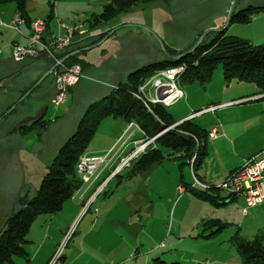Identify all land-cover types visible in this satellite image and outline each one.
<instances>
[{
    "label": "rangeland",
    "instance_id": "374dc122",
    "mask_svg": "<svg viewBox=\"0 0 264 264\" xmlns=\"http://www.w3.org/2000/svg\"><path fill=\"white\" fill-rule=\"evenodd\" d=\"M25 2L28 10L36 15L49 14L50 10L57 5L59 13L56 14L55 21H53L54 26H56V24L58 26L59 22L57 21H60V23L65 24L66 26L73 24V22H84L89 19V17H83V12L85 10H89L90 13L100 12L99 7L90 0H25ZM233 3H235V14L249 6H264V0H156L149 5L133 8L127 14L119 16L117 21L123 22L119 25L137 23L148 27L162 41L165 53L173 57L172 54L182 55L186 53L196 44L207 30L223 27L229 9ZM14 7L15 3L13 1L2 3L0 4V13H2V15L7 14V11L14 9ZM126 31H130L139 36L138 38H134V46L132 49H129L131 46H127L125 50L123 49L126 53H132L134 60H137V64L139 60V65H135L132 70H129V63L126 61H116L115 58L109 56L104 68L108 71H113L117 75L116 78L119 80L115 78L111 79L115 81H112L113 85L111 84L106 91L101 90L100 92L98 89H92V91H90L91 87L83 84L85 81V74L81 67V76L78 82L69 88V93H73L74 89L79 86L81 89V92L73 93V100L75 102L72 104H65L68 98L63 104H56L54 102L57 95L55 83L56 76L66 67H63L58 72L53 70L51 74L35 87V90L37 91L41 88L44 82L47 87L50 85L48 88V94L50 95L49 100L54 102V104L52 103L49 106L48 113L50 114V117H53L54 114L58 112L57 116L59 117L55 122H52L50 128L49 123L45 122L43 119H41V121L35 120L36 117L42 116L44 111L43 104L47 103L43 97H40L39 100H42L44 103H42V101L41 103L39 102L36 108L32 107V104H30L31 102H27V104H30L29 106L32 107V111L30 107H27L25 110L28 111L30 109L31 112L28 115H21L24 107L23 105L26 104L25 100L31 98L33 95L32 92H30L22 102L17 104L10 113H7V111L20 98H22L38 80L35 81L32 87L23 91L19 98L17 97L15 102L13 101L9 109L3 108L5 96H7L6 92L9 89L6 87L0 88V118L2 117L5 120L13 118V124L11 125L13 132L16 131L20 125L25 127L28 131L30 127H32V130L30 131H34L37 135L36 137L33 136V140H36L37 138L40 141L36 148H34L35 146L32 144H28L26 153L22 149H19L18 146L10 152L11 155H8V153H0V232L3 230L5 219L9 216L11 206H14L13 210L16 207L18 209L16 199H18L19 196L16 197V195H20L21 192L26 191L27 189H30L32 192V190L37 187L36 182L39 180L38 174L41 171V166H46V171L47 166L52 162L60 147L68 140V137L73 134V124L76 123L77 126V124L83 119L84 112L88 105L106 100L113 91H116L119 86L125 83L128 74L134 72L140 67L155 62H162L164 59L170 60L162 49H160L158 42L147 31L139 28L125 27L119 29L116 33L117 35H121ZM4 33L7 36H12L15 32L6 29ZM226 35L247 41L253 47H264V11L256 14L247 23L230 24L226 30ZM207 36L203 39L205 42L209 40ZM98 42L90 46H93ZM147 42L150 44L149 47L146 44ZM50 59L54 60L55 63L60 61L56 60V57ZM40 63H44V65L46 64L47 69L44 72L46 73L50 68L48 61L38 60V62L31 64L36 65ZM60 66L61 64H59L57 68ZM159 72L142 86L145 87V90L143 91L144 95L142 96L143 99L144 97L147 100L154 99L155 93L152 90L151 85ZM82 86H84L83 89L81 88ZM175 86L183 91V97L167 108L169 115L175 122L177 120L176 118L184 116L187 112H197L210 103H223L226 98L231 97L236 90H238L235 88L237 86L236 81L225 83L221 64H217L212 78L208 82L185 83L178 79L175 81ZM191 107H197L199 109L189 111ZM203 113L205 115L201 113L193 116L190 120L200 128L206 130L211 128L210 123L215 121L216 117L220 116L221 120L225 118L223 117L225 114H218V116H216L214 111ZM197 116L201 117L197 118ZM16 117H19V120L16 119ZM21 120L22 122L18 124V121ZM118 123L121 122L111 118L102 121L99 124L94 137L87 145L84 154L79 157L78 162L82 156L89 159L103 156V153L102 155H96L93 152L103 146L111 137L114 131L118 128ZM174 124L158 134L162 135L167 131L177 130V127H174ZM130 131H136L135 127H132V130L130 129ZM1 138L2 137L0 136V140ZM156 138L157 137L154 136L150 139V143H153L152 146L155 145L154 141ZM148 141L149 139L143 138V140H141V142L139 141L135 148L127 155L120 158L117 157L116 165L112 169V173L115 171V175H121V178L115 179L111 186V188L114 189L119 185L118 182H121V187L118 188V191L114 193V198H112V200H114L113 206L115 209H120L121 206L117 204L120 203L118 199L123 198L127 194H133L136 198L139 197V199L143 200V202L151 209V215L149 217L145 216V212L143 213V211L137 214L140 219V224L138 225L135 220L136 216L131 220V212L126 213L127 209H125V207L123 208L120 217L122 225L119 227V231L114 233V235L117 236L116 240L120 239L123 243L121 256L125 259L124 264H159V262L164 264H239L240 259L237 255L233 238L238 237L244 240H253L259 230H264V215L263 217H258V220H253L251 217L246 219L243 218V208L247 211L250 208L245 203V200H243L244 197L242 196L243 198H240L241 195L232 196L234 199L230 200L225 205L217 207L210 202L197 198L189 191L181 193L178 186H185L184 183H182L183 180L181 176H183L184 179L186 178L189 180L190 170L187 167L179 166V164L173 165V162L169 161V159H165L163 162L153 166L145 173H134L132 167L137 159L148 149L147 147L150 145ZM35 143L36 142H34V144ZM144 143H148L145 150L141 151L139 148V153H135L136 149ZM209 145L210 142L207 143V147H209ZM117 150V147L111 148V154L109 155L108 160H112L117 156ZM263 153L264 152L258 155H262ZM129 156H131V158L127 161V164L120 168L121 159ZM23 157H25L23 162L18 163ZM9 158H11L12 163L7 167L4 165V162ZM209 159L212 165L218 167L221 165L222 161L226 162L227 150L224 151L223 155L217 153L216 157L213 155L210 156ZM246 161L247 160H245L243 164ZM191 163L192 162L190 161L189 165H191ZM101 168H98L96 172L97 176L100 170L106 169V166H101ZM117 169H119L118 172L116 171ZM76 175L80 181H83L82 177L78 175L77 172ZM192 175L201 183L208 185L209 189L206 191L207 193H217V195L224 196L222 189L213 188L216 184H208L201 181L193 172ZM229 175L227 177H229ZM226 178L223 181H225ZM106 198L109 200L110 196ZM236 198L237 200H235ZM262 203L259 205H262ZM259 205L257 206L261 209V206ZM93 208H96L95 205ZM81 217H79L73 224L66 236L65 242L59 245L63 246V248L61 247L60 257L65 248L67 239L75 233ZM40 221L41 220H35L31 230L29 229L31 231L28 233L27 237V249L29 251L34 250L36 248L35 246H38L44 240V237H42V233L38 228ZM58 221H61L60 218H55L50 227H55ZM131 221L134 222L129 223ZM214 222H219L218 226H211ZM81 227L82 226L80 225L77 230H80ZM219 227L220 230L218 231ZM240 227H242L241 232L238 231ZM212 233L213 236L209 238L208 236ZM57 249L52 256V259L57 253ZM128 254H130V256L127 260L126 258L128 257Z\"/></svg>",
    "mask_w": 264,
    "mask_h": 264
},
{
    "label": "crops",
    "instance_id": "0c3cea01",
    "mask_svg": "<svg viewBox=\"0 0 264 264\" xmlns=\"http://www.w3.org/2000/svg\"><path fill=\"white\" fill-rule=\"evenodd\" d=\"M90 1L99 7L100 12L90 13L89 10H85L83 12V17H89V19L92 15L101 13L103 6L107 3V0ZM58 11L59 10L56 5L55 8L50 10L49 14L36 15L32 14V12L28 10L26 2L24 5V15L28 21L37 19L47 21V27L44 34V39L46 41H49L51 36H64L66 33L65 29L59 28L57 24L56 26L53 25L56 14L59 13ZM15 12L16 8L14 7V9L8 10L7 14L2 15V13H0V18L2 21L8 22ZM89 19L82 23L73 22V24L67 26L78 27V31L75 35L77 40H75V43H73L71 47L67 48L65 51L72 53L79 49L87 48L96 37L105 35L114 27L119 26L120 23H123L116 21L111 25L92 29L88 24ZM5 30L6 29L3 28L0 31V88L6 87L9 89L6 92L7 96H5V101L3 103V108L7 109L10 105H12L13 101L15 102L17 97L19 98L23 91L32 87L35 81H37L45 72L47 66L46 64L44 65V63L36 65L31 64L28 60L21 63L14 62L11 58V47L13 44L25 45L27 43V37L29 35V27L27 23L22 24L19 28L20 34L13 33L14 36L5 35ZM116 32L105 39L101 45L88 51L81 52L78 57L83 61L82 69L85 74V81L83 84L91 87L90 91H92V89H98L100 92L101 90L106 91L111 84L113 85L112 81H115L111 79H117V75L113 71H108L104 68L109 56L115 58L116 61H126L129 63V70H132L135 65H139V60L137 64V60H134L132 53H126V51H124L127 46H131L129 49H132L134 46V38H138L139 36L130 31L123 32L121 35H117ZM104 37L105 36H103V38ZM146 44L148 47L150 46L148 42ZM59 53H63V51ZM49 87L50 85L47 87L44 82L40 89L37 91L35 90L31 98H29V100H25L26 104L23 105L24 107L21 115H28L32 111V107L36 108L39 102L41 103L42 100L40 101L39 98L43 97L47 103L42 101V103H44L42 119L49 123L50 128L52 126V122H55V120L59 119V117L57 116L58 112H56L53 117H50V114L48 113L49 106L52 103L54 104V102L49 100ZM81 88L83 89L84 86ZM235 88L238 90H236L231 97L226 98L223 103H210L206 105L205 108L197 112H187L184 116L176 118V122L187 121L193 116L201 113L204 114L203 110L207 107L222 105L214 111V114H216V116H218V114H225L223 116L225 118L221 120L220 116H218L215 121L210 123V127H216L219 134L214 140L207 139L204 156L195 171V175L201 181L208 184H217L223 181L229 174L239 169L245 160L264 152V96L260 95L257 88L251 84L237 83ZM78 92H81L80 86L75 88L73 91L74 94ZM73 93H69L68 100L65 104L68 103L67 105H69L70 103L72 104L75 102L73 100ZM27 102H31L30 104H32V107H30V104L28 105ZM27 107H30L31 111L30 109L26 111L25 109ZM194 109L199 108L191 107L189 111ZM201 116H197V118H200ZM1 118L0 136L2 138L0 140V153H8V155H11L10 152H12L17 146L26 153L28 144L34 145V148L39 145L40 141L37 138L36 140H33V136H37L34 131L22 134L19 128H17L16 131L13 132L11 126L13 124V118L8 119L11 122ZM16 119L19 120V117H16ZM18 122V124H20L22 120ZM120 122L121 123H118V128L104 143V145L93 152L96 155H102V153H107L111 148L117 147V156L111 160L106 169L100 170L98 176L88 182L81 181L80 188L73 193L70 199L63 203L59 212L53 215H40L35 219L41 220L38 228L42 233V237H44L43 242L38 246H35L36 248L34 250L29 251L27 249V234V242L24 245L26 256L17 257L23 259L14 258L11 264H50L57 247L65 242L66 236L73 224L81 216L82 217L77 229L80 225L82 227L80 230L76 229L75 233L67 239L63 253L55 264H124L125 259L121 256L123 243L120 239L116 240L117 236L114 235V233L119 231V227L122 225L120 217L123 212V208L125 207V209H127L126 213L131 212V220H133L136 216L135 220L138 225L140 224V219L137 214L143 211V213L145 212V216L149 217L151 215V209L143 202V200H140L139 197H134L133 194H127L123 198L118 199L120 203L117 204L121 206L119 210H116L113 206L114 200H112V198H114V193L118 191V188L121 187V182H119V185L114 189H112L111 186L115 179L121 178V175L118 174L112 176L109 174H112V169L116 165L117 157L120 158L127 155L135 148L136 144L144 138L142 132L136 124H125L122 121ZM73 125L74 132L76 123ZM132 127H135L136 131H130V129L132 130ZM202 129L207 132L210 130H206L204 128ZM34 142L36 143L34 144ZM148 142L150 143V139ZM208 142H210L209 147H207ZM152 144L153 143H150L147 148L153 147ZM225 150H227L226 162L222 161L221 165L218 167L212 165L209 157L213 155L216 157L217 153L223 155ZM24 158L25 157L20 159L18 163H22ZM169 161L173 162V165L179 164L176 160ZM11 163V158H9L6 162H4V165L8 167ZM183 166L190 170V177L189 180H187L181 176L183 180L182 183L185 185L183 187L178 186L181 193L187 191L185 190V187L190 185L193 176L191 166L188 164H184ZM45 167L46 166H41V171L39 170V180H37L36 186H38L41 178L45 174ZM35 189H33L32 192L30 189H27L29 191V197L34 194ZM18 196L19 194L16 195V197ZM108 196H110L109 200L106 198ZM237 198L235 200H237ZM240 198L243 197L240 196ZM94 205L96 208H93ZM259 206H261V209L258 206L250 208L248 211L243 208L242 217L245 219L251 217L253 220H258V217H263L264 202ZM13 207L14 206H11L9 215L17 209L16 207L13 210ZM55 218H60L61 221H58L55 227L53 226L52 228L50 225L52 226ZM132 222L134 221L129 223ZM30 230L29 232H31ZM238 231L241 232L242 227H240ZM261 232L264 233V230H259L257 233L259 234ZM129 256L130 254H128V257L126 258L127 260L129 259Z\"/></svg>",
    "mask_w": 264,
    "mask_h": 264
},
{
    "label": "trees",
    "instance_id": "16d2710c",
    "mask_svg": "<svg viewBox=\"0 0 264 264\" xmlns=\"http://www.w3.org/2000/svg\"><path fill=\"white\" fill-rule=\"evenodd\" d=\"M12 1L15 3L16 11L22 14L25 23L29 27L30 21L24 15L25 0H0V4ZM154 1L156 0H107L101 13L92 15L88 24L92 29L111 25L117 21L119 16L127 14L133 8L149 5ZM263 11L264 6H249L236 14L233 13L230 24L247 23L256 14ZM45 22L47 27V21ZM75 35L76 33L67 48L71 47L77 40ZM105 35L96 37L89 45L98 42ZM207 37L209 39L207 42L203 40L193 53L182 59L176 61L164 59L162 62L140 67L128 74L125 83L119 86L116 91H113L106 100L88 105L83 119L77 124L73 134L60 147L52 162L47 166L34 194L29 197L28 204L19 207L5 219L3 230L0 232V264H11L14 258L25 257L26 236L35 219L40 215H53L59 212L63 203L70 199L73 193L80 188L81 181L76 175V165L102 121L111 118L125 124L134 123L141 130L145 139L153 138L176 123L169 115L168 107L144 100L146 99L142 97L144 94L139 91V88L157 72L171 67H183L178 79L185 83H203L211 80L215 67L217 64H221L225 83L236 81L237 83L251 84L257 88L260 95L264 96V47H253L240 38L227 36L226 30L211 32ZM67 48L62 50L63 53L58 52L54 55L56 60L67 57L61 63V66L55 69V72L63 67L67 68L73 65L83 67V61L78 58L80 53L68 56L70 53L65 51ZM172 55L177 57L181 54ZM27 60L31 63L45 60L48 61L50 67L55 63L47 56L25 59L24 61ZM35 89L31 92L33 93ZM9 108L10 106L7 109ZM41 117L38 116L35 120L41 121ZM18 128L22 134L32 130V127L28 131L21 125ZM207 139V131L191 120L183 121L177 127V130L167 131L157 137L154 141L155 145L148 148L137 159L132 170L134 173H145L153 166L169 159L178 161L179 166L189 165L191 161L190 166L192 172L195 173L204 156ZM185 190L217 207L225 205L233 199V197H224L223 195H217V193L212 194L194 190L189 185L185 187ZM218 223L214 222L211 226H218ZM212 236L213 233L208 237L211 238ZM233 242L240 259L239 264H264V233L257 234L250 241L235 237ZM159 264L164 263L159 262Z\"/></svg>",
    "mask_w": 264,
    "mask_h": 264
},
{
    "label": "built area",
    "instance_id": "2783aa9c",
    "mask_svg": "<svg viewBox=\"0 0 264 264\" xmlns=\"http://www.w3.org/2000/svg\"><path fill=\"white\" fill-rule=\"evenodd\" d=\"M24 23L25 19L23 18L22 14L16 11L8 22H4L0 18V31L4 28L20 34L19 28ZM58 26L59 28L65 29V35L58 37L51 36L50 40L46 41L43 39L46 30V22L40 19L30 21L27 43L25 45L13 44L11 47V58L13 61L22 62L25 59H36L41 56L52 58L56 53L67 48L72 41L73 35L77 33V27H67L60 22L58 23ZM181 68L182 67H171L160 71L151 85V88L155 93L154 99L145 100L149 101L150 103L162 101V106L164 107H169L176 101L180 100L183 97V92L180 90V88H176L174 84V77L180 76ZM80 74V66L73 65L68 68H64L56 76L55 83L57 95L54 101L56 104H63L67 100L69 88L78 82L81 76ZM144 90L145 87L139 88L141 93H143ZM221 106L222 105L210 106L203 110V112H213ZM182 122L183 121L176 122L174 127H178L180 124H182ZM218 134V129L216 127H212L208 131V139L214 140L217 138ZM158 136L159 135H156V137ZM147 144L148 143H144L139 146L135 153H139V148L141 151H144L147 147ZM110 154L111 149L103 156H97L92 159H89L85 156L80 158L76 166V172L82 177L83 182H88L95 178L97 176L96 172L98 168H101V166H108L109 162L111 161L108 160ZM131 156L121 159L120 168L121 166L127 164V161L131 158ZM118 170L119 169L116 171L118 172ZM263 172L264 153L262 155H256L255 157L248 159L239 169L231 173L225 181L217 183L213 186V188L222 189L225 197L238 195L243 196L247 206L252 208L264 201ZM111 175H115V171ZM190 188L203 192H206L209 189L208 185L201 183L194 176H192ZM61 247L63 248V246H59L57 249V253L54 255V258L51 260L50 264H55L58 261L61 254Z\"/></svg>",
    "mask_w": 264,
    "mask_h": 264
},
{
    "label": "water",
    "instance_id": "95a60500",
    "mask_svg": "<svg viewBox=\"0 0 264 264\" xmlns=\"http://www.w3.org/2000/svg\"><path fill=\"white\" fill-rule=\"evenodd\" d=\"M234 7H235V3H233L229 9V12H228V15H227V18H226V21L223 25V27L221 28H212V29H209L207 30L201 37L200 39L196 42V44L191 48L189 49L186 53L180 55V56H177V57H172V56H169L165 53V49H164V45L162 43V41L160 40V38L151 30L149 29L148 27L142 25V24H137V23H126V24H123V25H119L117 27H114L109 33L108 35L102 39L100 42H98L97 44L93 45V46H90V47H87V48H83V49H79L77 51H74L72 53H70L68 56H72V55H75V54H79L83 51H88L90 49H93L94 47H97L99 46L101 43L104 42L105 39H107L109 36H111L113 33H115L117 30L121 29V28H139V29H142L144 31H147L150 35H152L154 37V39L158 42L159 46H160V49H162V51L166 54L167 58L171 59V60H179V59H182L188 55H190L191 53H193L198 47L199 45L202 43L203 39L208 35L210 34L211 32H221V31H225L227 30L228 26L230 25V19L234 13ZM67 57L61 59L59 62L55 63L53 66H51L49 68V70L44 73L39 79L38 81L33 85V87L31 89H29V91L26 92V94L20 98L8 111L7 113H10L13 108L19 104L20 102L23 101V99L28 96V94L36 87L38 86L49 74H51L53 72V70H55L59 64H61ZM6 113V114H7ZM29 202V191L26 190V191H23L20 193L18 199H17V205L18 207H24L28 204Z\"/></svg>",
    "mask_w": 264,
    "mask_h": 264
},
{
    "label": "bare ground",
    "instance_id": "6f19581e",
    "mask_svg": "<svg viewBox=\"0 0 264 264\" xmlns=\"http://www.w3.org/2000/svg\"><path fill=\"white\" fill-rule=\"evenodd\" d=\"M182 71H183V67H182L181 70H180V74L182 73ZM178 77H179V76H175V77H174V84H175V81L178 80ZM155 103L162 105V101H155V102H153L152 104H155ZM158 135H161V134H158Z\"/></svg>",
    "mask_w": 264,
    "mask_h": 264
}]
</instances>
